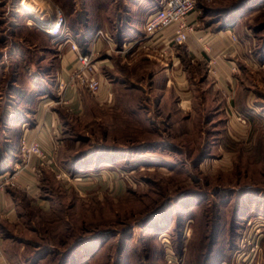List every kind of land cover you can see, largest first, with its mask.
<instances>
[{
  "label": "rangeland",
  "instance_id": "374dc122",
  "mask_svg": "<svg viewBox=\"0 0 264 264\" xmlns=\"http://www.w3.org/2000/svg\"><path fill=\"white\" fill-rule=\"evenodd\" d=\"M29 1L0 0V180L28 164L23 92L60 123L50 164L34 158L37 188L16 193L17 220L2 224L14 264H264V0H212L224 7L213 17H238L231 83L192 71L160 106L136 88L118 105L80 88L76 110L60 105L64 40L45 29L59 10L83 50L93 25L77 15L98 1Z\"/></svg>",
  "mask_w": 264,
  "mask_h": 264
},
{
  "label": "crops",
  "instance_id": "0c3cea01",
  "mask_svg": "<svg viewBox=\"0 0 264 264\" xmlns=\"http://www.w3.org/2000/svg\"><path fill=\"white\" fill-rule=\"evenodd\" d=\"M97 1V9L84 19L77 15L76 9L74 14L79 17V23L93 25L90 32L84 33L87 41L84 45L87 53L94 54L96 75L101 82L100 93L95 96V100L100 105H113L116 102L118 105L123 96H130V88H136L147 99L156 101V105L160 106L167 101L169 92L177 93L175 84H183L190 72L201 73L205 69L206 77L214 76L215 79L231 83L232 66L236 68L243 60L241 43L231 37L232 34L235 35L237 22L226 28L221 27L222 21L212 15L224 7L212 8V0H196L194 13L187 17L192 30L182 44L169 43L176 31L174 25L160 34L145 37L144 24L159 8L160 0ZM45 32L51 38L49 32ZM98 32L101 33L100 36H97ZM58 50L54 56L58 70L56 80L66 83L70 68L76 65V55L67 44H63ZM59 91L62 92L60 105L81 109L80 88L70 86L60 88ZM43 96L40 95L41 99L38 100L44 99ZM36 101L24 92L21 95L18 104L28 102L35 108L31 123L28 118L18 123L20 125L17 128L21 131L19 138L27 142L39 141L50 158L51 146L55 142L54 133L58 130L60 121L55 113L49 111V106H52L50 102L43 100L35 104ZM141 107L144 108L143 105ZM33 159L14 171L12 180L18 189L9 186L0 188V264H14L9 254L11 246L3 237L2 224L17 220V208L21 201L16 193L21 190L24 194L31 195L37 188L38 172L34 170L36 160L30 162Z\"/></svg>",
  "mask_w": 264,
  "mask_h": 264
},
{
  "label": "built area",
  "instance_id": "2783aa9c",
  "mask_svg": "<svg viewBox=\"0 0 264 264\" xmlns=\"http://www.w3.org/2000/svg\"><path fill=\"white\" fill-rule=\"evenodd\" d=\"M195 8V0H160L159 8L149 16V19L144 24L145 37L160 34L167 27L174 25L176 31L170 38L169 43L182 44L186 40L188 33L192 30L191 26L187 23V17L194 13ZM54 16L52 24L45 31L49 32L51 38H63L64 44H67L76 55V65L70 68L67 84L61 83V88L66 85L83 88L88 90L93 96H97L100 93L101 82L96 75L97 68L93 62L94 54L92 52L81 53L72 37L67 36V32H65L66 20L64 15L57 10ZM100 35L101 33L98 32L97 36ZM231 37L235 41L233 34ZM19 147L22 162L27 163L31 158L49 162L48 154L40 146L39 142L37 143L35 140L31 142L23 140ZM12 177L13 175L4 179L0 188L7 185L13 186L15 183Z\"/></svg>",
  "mask_w": 264,
  "mask_h": 264
},
{
  "label": "trees",
  "instance_id": "16d2710c",
  "mask_svg": "<svg viewBox=\"0 0 264 264\" xmlns=\"http://www.w3.org/2000/svg\"><path fill=\"white\" fill-rule=\"evenodd\" d=\"M242 4H244V3H242ZM242 4H240V5L237 4V6L234 7L233 12H237V10H239V9L243 6ZM241 5H242V6H241ZM237 21H238V17H236L235 19L231 20L230 22H228V21H223V22L221 23V27L226 28V27H228V26L233 25V24L236 23ZM84 47H85V45H84ZM81 53H83V54L87 53V47L83 48V50H81Z\"/></svg>",
  "mask_w": 264,
  "mask_h": 264
},
{
  "label": "bare ground",
  "instance_id": "6f19581e",
  "mask_svg": "<svg viewBox=\"0 0 264 264\" xmlns=\"http://www.w3.org/2000/svg\"><path fill=\"white\" fill-rule=\"evenodd\" d=\"M19 6L25 8L28 11L34 10V3L30 2L29 0H19Z\"/></svg>",
  "mask_w": 264,
  "mask_h": 264
}]
</instances>
